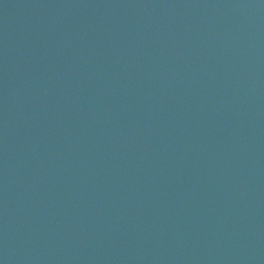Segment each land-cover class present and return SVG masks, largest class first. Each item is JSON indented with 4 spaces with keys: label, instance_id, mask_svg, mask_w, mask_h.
<instances>
[{
    "label": "water",
    "instance_id": "1",
    "mask_svg": "<svg viewBox=\"0 0 264 264\" xmlns=\"http://www.w3.org/2000/svg\"><path fill=\"white\" fill-rule=\"evenodd\" d=\"M0 264H264V0H0Z\"/></svg>",
    "mask_w": 264,
    "mask_h": 264
}]
</instances>
